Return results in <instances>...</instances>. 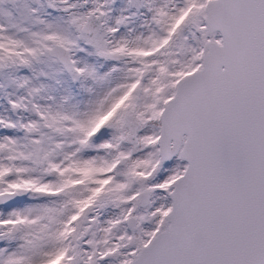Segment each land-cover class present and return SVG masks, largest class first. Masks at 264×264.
I'll return each mask as SVG.
<instances>
[{
  "label": "snow or ice",
  "instance_id": "snow-or-ice-1",
  "mask_svg": "<svg viewBox=\"0 0 264 264\" xmlns=\"http://www.w3.org/2000/svg\"><path fill=\"white\" fill-rule=\"evenodd\" d=\"M0 264H264V0H0Z\"/></svg>",
  "mask_w": 264,
  "mask_h": 264
}]
</instances>
